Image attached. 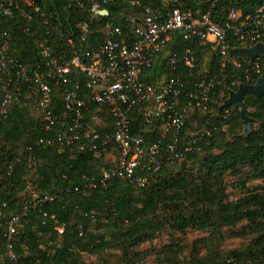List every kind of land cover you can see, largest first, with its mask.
<instances>
[{
	"label": "trees",
	"instance_id": "trees-1",
	"mask_svg": "<svg viewBox=\"0 0 264 264\" xmlns=\"http://www.w3.org/2000/svg\"><path fill=\"white\" fill-rule=\"evenodd\" d=\"M1 1V0H0ZM88 6L91 0H83ZM136 0H115L106 9L109 16L90 14L82 17L78 0H36L40 12L25 6L24 12H15L7 17L0 15V56L11 64L29 67L34 73L43 70L44 61L38 42L48 44L55 54L67 55L66 41L73 38L80 53L98 50L106 39L107 24L124 26L132 33L144 18L140 7L132 5ZM151 5L159 14L165 13L162 0H140ZM185 7H198L200 0H179ZM264 6V0H220L214 13L216 22H224L229 8L242 11L243 17L255 13ZM32 19L29 20V16ZM87 20L90 29L86 41L81 42L79 25ZM132 21H134L132 23ZM131 22V23H130ZM131 25V28L129 27ZM30 28V31H26ZM192 51L197 78L215 77L209 110H192L188 113L183 129L182 141L187 142L192 133L205 130L211 138L198 146V152L187 155L178 164H167L156 178H148L145 187L126 179L114 180L107 188L98 187L87 194L71 192L59 194L53 202L30 209L18 228L15 242L17 264H86L84 254L95 256L99 264H123L128 261L132 248L152 242L163 236L166 230L186 232L190 228L208 230L204 239L206 253L194 255L188 260H179L180 244L166 245L167 264H264V240H259L241 249L226 252L223 229L246 223L238 236L264 234V193H251L238 201L227 200L225 173L237 171L240 165H248L264 171V123L260 132L246 139L237 136L233 142L225 139L243 127L240 112L229 106L221 109L229 97V90H237L239 84H255L264 73V58L260 57L261 74H256L253 64L246 58L241 69L228 65L223 69L222 59L208 47L190 45L182 34L177 33L169 44L168 51L179 59V74L189 79L185 67L187 51ZM209 56L207 71L202 64ZM155 76L145 75L142 80L152 83L162 76V68L155 66ZM249 71L251 79L247 80ZM15 70L12 71V74ZM158 73V74H157ZM198 73L201 76H198ZM14 76L1 75L0 89ZM84 80V79H83ZM54 89L53 108L61 115L65 111L64 90L51 83ZM19 94L8 117L2 115L0 100V202L5 203L6 216L21 213L30 202L27 187L41 194H57L71 186H84L88 180L99 179L100 173L109 163L101 152L79 151L77 148L44 147L39 139L43 131V115L40 96L34 88L13 86L9 88ZM248 108L256 109L254 117L264 120V95L246 99ZM184 102L177 104L182 108ZM95 107L86 114L90 120ZM111 126L105 131H113ZM133 133L144 135L147 144L161 139L157 129L145 133L142 121L137 117ZM168 137L162 139L165 148ZM216 149L220 153H214ZM245 188L244 182L234 183ZM192 201L194 211L186 205ZM64 226L61 233L58 228ZM111 232L109 239L99 232ZM6 230L0 228V264H14L8 256ZM118 250L113 253L109 250ZM151 251L133 253L134 263L144 261Z\"/></svg>",
	"mask_w": 264,
	"mask_h": 264
},
{
	"label": "built area",
	"instance_id": "built-area-1",
	"mask_svg": "<svg viewBox=\"0 0 264 264\" xmlns=\"http://www.w3.org/2000/svg\"><path fill=\"white\" fill-rule=\"evenodd\" d=\"M114 1L91 0L88 6L83 0H78L77 6L83 18L86 14L97 18ZM165 1L167 9L161 14L149 4L133 1L132 5L142 9L143 20L132 33H126L124 26L107 24L106 39L95 51L82 54L77 42L69 38L66 41L68 56L59 55L48 44L39 41L44 61L41 71L33 73L29 67L18 63L13 65L4 55L0 56V76L10 75L16 79L10 78L0 89L2 115L8 117L19 98V94L12 92L10 87L16 86L19 91L34 88L40 96V109L44 112L43 131L46 136L39 139L40 144L113 155L99 179L88 180L84 186H71L54 195L41 194L28 186L30 202L19 214L7 217L6 204L0 202V228L6 230L8 256L14 264L18 261L15 253L18 228L30 209L53 202L59 194H87L98 187L105 189L114 180L126 179L145 187L148 178L155 179L165 165L181 163L187 155L198 152L199 144L211 136V132L205 130L192 133L187 142L182 141L188 113L209 110L216 78L202 77L199 73L201 78L196 77L190 49L185 60L189 79L181 77L179 59L168 51L174 34H182L190 45L197 44L216 52L222 59L223 69L228 65L241 69L246 58H250L239 49L264 43V6L245 17L239 9L229 8L226 19L220 23L214 16L220 0H200L198 7H185L179 0ZM25 6L40 12L36 0H1L0 15L10 17L15 12H24ZM28 19L31 20L32 16ZM89 29V23L84 19L79 25L81 42L86 41ZM259 58L253 63L250 60L258 75L261 74ZM157 65L162 68L161 78L152 83L142 80V76L150 75ZM246 74L250 80L249 71ZM51 83L64 90L65 111L61 115L53 108ZM181 101L184 105L178 108ZM93 106L95 111L89 120L86 114ZM110 116L114 129L105 131L111 126ZM137 117L141 119L145 133L159 127L161 139L147 144L144 135H135L133 123ZM167 137L168 142L163 148L162 139ZM58 230L63 233L64 226Z\"/></svg>",
	"mask_w": 264,
	"mask_h": 264
},
{
	"label": "rangeland",
	"instance_id": "rangeland-1",
	"mask_svg": "<svg viewBox=\"0 0 264 264\" xmlns=\"http://www.w3.org/2000/svg\"><path fill=\"white\" fill-rule=\"evenodd\" d=\"M208 62L209 56L204 60L201 72L205 73L207 71ZM248 97L249 95L245 98V101ZM249 111L251 113L250 117L254 120L253 132L251 134H256L260 132L264 120L260 121L259 119L254 117L255 112H257L256 109L249 108ZM224 131L226 132L225 139L230 142H233L237 136L242 139H246L244 138V135L246 133V126L244 123L243 127L236 131L235 135H230L227 127H224ZM214 138L215 137L211 138L210 136L208 139H210V142H213ZM213 152L220 153V151L216 149H214ZM104 158L107 162H111V160L113 159V155L107 154ZM239 180L244 182L245 188H239L238 186L234 185V183ZM225 181L227 183L228 201H238L239 199L246 197L248 194H250V192L246 190L248 188L251 189V193H264V171L254 169L253 167L248 165H240L237 171L228 170L225 173ZM191 203L192 201L190 200L186 203V205L192 212L194 211V207ZM245 225L246 223L244 222L234 228L227 227L222 230L225 238L222 246V249L224 251L230 252L233 250H238L244 246L250 245L251 243H255L259 240H264V234L247 233L246 235L238 236L237 233H239L242 227ZM99 233L107 239H109L111 236V232L105 229L100 230ZM208 235V230L199 231L195 228H190L184 233L174 230H166L162 237L155 239L152 242H147L138 248H132L128 254V261L123 264H136L131 260L133 253L147 250L151 251V254L144 261L137 264H167V255L163 251V248L166 245L174 244H180L182 247V253L177 255V258L179 260H188L197 254L204 255L206 253L204 239ZM109 251L113 253H120L118 250L111 249ZM83 260L86 264H99L96 260V257L89 254H84Z\"/></svg>",
	"mask_w": 264,
	"mask_h": 264
},
{
	"label": "water",
	"instance_id": "water-1",
	"mask_svg": "<svg viewBox=\"0 0 264 264\" xmlns=\"http://www.w3.org/2000/svg\"><path fill=\"white\" fill-rule=\"evenodd\" d=\"M109 11H101V15L109 16ZM239 52L248 56L253 63L257 58H264V43H259L252 48H240ZM248 95H252L256 98H260L264 95V73L257 80L255 84H241L238 89L229 90V98L222 105L221 109L229 106H234L241 115L242 122L246 126V133L244 138H247L253 132L254 120L250 117V111L246 105L245 98Z\"/></svg>",
	"mask_w": 264,
	"mask_h": 264
},
{
	"label": "crops",
	"instance_id": "crops-1",
	"mask_svg": "<svg viewBox=\"0 0 264 264\" xmlns=\"http://www.w3.org/2000/svg\"><path fill=\"white\" fill-rule=\"evenodd\" d=\"M165 2H166L165 0H162V3H163L164 5H165ZM157 74H158V73H157ZM155 75H156V72H154V71L150 73V76H155Z\"/></svg>",
	"mask_w": 264,
	"mask_h": 264
}]
</instances>
